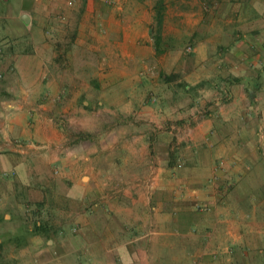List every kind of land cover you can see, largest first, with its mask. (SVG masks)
Wrapping results in <instances>:
<instances>
[{
  "label": "crops",
  "instance_id": "crops-1",
  "mask_svg": "<svg viewBox=\"0 0 264 264\" xmlns=\"http://www.w3.org/2000/svg\"><path fill=\"white\" fill-rule=\"evenodd\" d=\"M154 3L0 0V264H264V0Z\"/></svg>",
  "mask_w": 264,
  "mask_h": 264
},
{
  "label": "trees",
  "instance_id": "trees-1",
  "mask_svg": "<svg viewBox=\"0 0 264 264\" xmlns=\"http://www.w3.org/2000/svg\"><path fill=\"white\" fill-rule=\"evenodd\" d=\"M163 0H155L154 3V8H155V21H156V25H157V32L159 30V26H160V21H161V17H162V10H163ZM160 37L156 34V36L154 37V45L155 46H159L160 45ZM168 166H171V164H169ZM37 206V204H35V207ZM37 208V207H36ZM25 220H23V222L19 225L17 233L10 235L7 238V243L10 242L12 243L16 248H24V254L23 257H27L28 254H30V251L28 249H30V246L32 244L31 241V237L34 234H39L42 231L45 230V227L48 225L47 221L42 220L39 217H35L33 218L32 216H25L24 217ZM43 233V232H42ZM44 236L46 238H49V236L47 234H44ZM6 244V242L4 241H0V256L2 257V252L3 254H6V251H2V246ZM26 262V261H25Z\"/></svg>",
  "mask_w": 264,
  "mask_h": 264
},
{
  "label": "built area",
  "instance_id": "built-area-1",
  "mask_svg": "<svg viewBox=\"0 0 264 264\" xmlns=\"http://www.w3.org/2000/svg\"><path fill=\"white\" fill-rule=\"evenodd\" d=\"M106 2H107V4H111L113 2H116V0H106ZM73 3H74V0H66V4L69 6L73 5ZM185 50L189 52L191 50V46L187 45ZM15 143H20V141L16 140Z\"/></svg>",
  "mask_w": 264,
  "mask_h": 264
},
{
  "label": "rangeland",
  "instance_id": "rangeland-1",
  "mask_svg": "<svg viewBox=\"0 0 264 264\" xmlns=\"http://www.w3.org/2000/svg\"><path fill=\"white\" fill-rule=\"evenodd\" d=\"M103 1H104V3L107 4L106 0H103ZM116 1H117V0H116ZM118 1H122V0H118ZM152 1H153V0H152ZM71 6H72V5H71ZM186 46H187V45H184V50H185ZM24 206H26V205H24ZM24 208H25V207H24ZM11 254H14V253H13V252H9L8 249H7V251H6V255H8L7 257H11V256H10Z\"/></svg>",
  "mask_w": 264,
  "mask_h": 264
},
{
  "label": "water",
  "instance_id": "water-1",
  "mask_svg": "<svg viewBox=\"0 0 264 264\" xmlns=\"http://www.w3.org/2000/svg\"><path fill=\"white\" fill-rule=\"evenodd\" d=\"M22 20L27 23L29 21V16L27 14L22 15Z\"/></svg>",
  "mask_w": 264,
  "mask_h": 264
}]
</instances>
